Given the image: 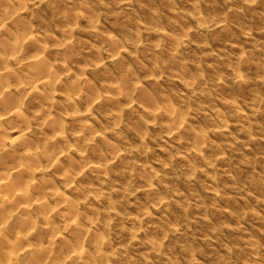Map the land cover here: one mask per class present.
<instances>
[{"label":"clouds","instance_id":"clouds-1","mask_svg":"<svg viewBox=\"0 0 264 264\" xmlns=\"http://www.w3.org/2000/svg\"><path fill=\"white\" fill-rule=\"evenodd\" d=\"M0 264H264V0H0Z\"/></svg>","mask_w":264,"mask_h":264}]
</instances>
